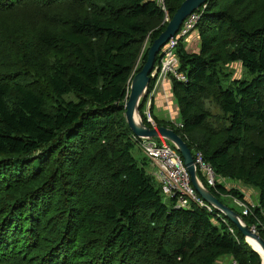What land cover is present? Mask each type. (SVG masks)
Masks as SVG:
<instances>
[{
	"label": "trees",
	"instance_id": "obj_1",
	"mask_svg": "<svg viewBox=\"0 0 264 264\" xmlns=\"http://www.w3.org/2000/svg\"><path fill=\"white\" fill-rule=\"evenodd\" d=\"M165 1L173 17L186 0ZM197 13L199 52L177 49L183 128L169 127L218 176L258 192L251 215L237 211L252 229L264 213V0H208ZM163 20L155 0H0V264H262L216 211L167 204L133 154L124 105ZM237 63L252 80L225 72ZM207 99L224 127L210 124Z\"/></svg>",
	"mask_w": 264,
	"mask_h": 264
},
{
	"label": "built area",
	"instance_id": "obj_2",
	"mask_svg": "<svg viewBox=\"0 0 264 264\" xmlns=\"http://www.w3.org/2000/svg\"><path fill=\"white\" fill-rule=\"evenodd\" d=\"M155 1L164 12L163 25H168L171 22L172 16L167 9L166 1ZM200 17L201 15L196 12L187 20H185L179 33L173 39H171L161 51V61L157 66H155L154 73L152 74V77L155 80V84L153 86V89L150 90L148 96V98L150 99V109L143 113V115L147 119V122L151 125V128L158 129L155 118L152 116L153 112L151 109L153 102L152 100L154 99V97L164 96L166 98L165 104L172 103V101L175 100L173 95L174 80L180 83L187 82L186 74L181 71V61L178 56L177 49L180 43L184 44L185 41H187V39H189L193 34H197L196 28ZM137 70L138 67L135 68L132 79L138 72ZM171 120V123L175 125V128H183L180 120ZM138 143L144 157L148 161H150L151 165L154 168L157 169L154 177L159 183L162 194L166 199H175V207L178 209H190L193 204H198L201 207L207 208V203L202 200V198L199 196L192 185L191 176L184 164V160L181 154L170 142L161 138L153 140L139 139ZM193 156L197 173L203 183L212 188H215L217 184L222 185V182L225 180V178L223 179L222 177L217 175L214 167L205 160L203 153L197 151ZM232 198L237 208H243L242 214L244 216L251 215L252 211L256 207H258V204H249L245 200L243 201L238 198ZM262 216L263 218L256 226L264 231V213L262 214ZM223 221L227 222L228 219L224 218ZM256 226H254L252 230L258 233V228H256ZM228 264L240 263L232 258L230 260V263Z\"/></svg>",
	"mask_w": 264,
	"mask_h": 264
},
{
	"label": "water",
	"instance_id": "obj_3",
	"mask_svg": "<svg viewBox=\"0 0 264 264\" xmlns=\"http://www.w3.org/2000/svg\"><path fill=\"white\" fill-rule=\"evenodd\" d=\"M207 2L208 0H186L183 2L172 17L171 22L166 26L165 31L153 41L148 50L145 64L141 71L131 80L130 94L124 105L126 110L125 117L130 130L138 139L153 140L162 138L170 142L181 154L191 176L192 185L202 200L233 223L242 233L247 243L249 238L255 240L264 253V239L247 227L243 222L242 216L221 202L199 178L194 156L183 138L170 128H151L145 123L141 113V105L147 100L152 80H154L152 74L157 63V57L161 56L163 47L179 33L185 20L202 9V7H205ZM255 252L261 256L262 264H264V257L259 252Z\"/></svg>",
	"mask_w": 264,
	"mask_h": 264
},
{
	"label": "rangeland",
	"instance_id": "obj_4",
	"mask_svg": "<svg viewBox=\"0 0 264 264\" xmlns=\"http://www.w3.org/2000/svg\"><path fill=\"white\" fill-rule=\"evenodd\" d=\"M172 20V19H171ZM167 26V25H166ZM185 47L191 51V52H195V53H198L199 52V45H200V42H199V37L197 34H193L189 39H187V41H185L184 43ZM151 47V44H149V38H147L143 44V47H142V50H141V55H140V66H143L144 64H142V60H143V57L144 55L147 53V51L150 49ZM139 67V62L137 63L136 67L137 68ZM142 69V67H141ZM139 71V69H138ZM225 72L226 73H231L232 74V77L233 79L235 80H245V81H250L252 80V76L251 74L245 70L243 68V66L240 64V63H237V64H231L230 66H227L225 68ZM29 73V72H28ZM138 73V72H137ZM136 73V74H137ZM224 84H226L228 81L227 79H224ZM25 81H27V83H30V84H33V83H37V79L31 75L30 73L27 74V76L25 77ZM163 97V96H162ZM160 96H157V98H162ZM73 98V97H72ZM171 98V97H170ZM149 98L145 101L144 105H143V113H145L148 109H150V104H149ZM160 100V99H158ZM166 103V102H165ZM204 106L207 110H209L212 115H213V118L211 119L210 121V124L211 125H214L216 127V129H220L222 127H224V121L222 120L221 118V112H220V109L219 107L216 105V103L212 100V99H207L204 101ZM164 108V109H163ZM153 110V107L151 108ZM178 108H177V104H176V101H172V103H168V104H165L164 106L161 105V108L158 109L157 113H158V118L156 117V112H154L152 114V116L156 119V123L158 125V123L160 122L161 126L160 127H166V128H170L169 126H175L174 124L171 123V119H173L174 121L175 120H180V117H179V113H178ZM161 113V114H159ZM166 117V118H165ZM165 118V119H164ZM165 120V121H164ZM159 128V127H158ZM171 129V128H170ZM140 150V151H139ZM134 156L139 159V160H142L141 158H143L142 156L143 153L141 151V149L139 148H136L135 151L133 152ZM147 170L149 172H151L153 169H151V163L149 161V163L147 164ZM154 171H157L156 168H154ZM224 179V178H223ZM155 181V184H157V181L156 179H154ZM222 185L228 189V190H232V189H235V190H238L240 191L243 195H244V198H245V201L248 202L249 204H258V199H259V196H258V192L255 190V189H252L248 186H245L243 185L242 183H236V182H233L232 180H229V179H225L223 182H222ZM207 187V186H206ZM255 192H257V194H255ZM228 197L227 199H225V197L222 199L224 204L227 205L228 207H230L231 209H235L234 211H239L241 212L243 210V208H237L236 205L234 204V201H233V198L232 197H229V196H226ZM255 199V200H254ZM167 204H171V200H168L167 199ZM207 208L210 210V211H216L214 208H212L211 206H209L207 204ZM217 212V211H216ZM219 216H222L223 218H225L224 215H222L221 213L217 212ZM238 213V212H237ZM229 227H230V232L234 234V229L230 226V221L228 220L226 222ZM251 229V228H250ZM233 231V232H232ZM249 244V243H248ZM260 256V255H259ZM263 256V255H262ZM230 258V257H228ZM261 258V256H260ZM232 258L229 259V261L226 262V264L230 263V260ZM235 259V258H234ZM236 260V259H235ZM261 262H262V258H261Z\"/></svg>",
	"mask_w": 264,
	"mask_h": 264
},
{
	"label": "crops",
	"instance_id": "obj_5",
	"mask_svg": "<svg viewBox=\"0 0 264 264\" xmlns=\"http://www.w3.org/2000/svg\"><path fill=\"white\" fill-rule=\"evenodd\" d=\"M198 35V34H197ZM162 97V96H160ZM160 99V100H158ZM154 102V108L152 110V112H156V117L158 118V109L161 108V105L164 106L165 105V102H166V98L163 96L162 98H157V97H154V99L152 100ZM164 109V108H163ZM161 114V113H159ZM166 118V117H165ZM164 118V119H165ZM159 119V118H158ZM165 121V120H164ZM140 149V148H139ZM140 151V150H139ZM143 158H145L144 156H142ZM151 169H153L151 172L148 171V173L153 177V179H156L154 177V175L156 174L157 171H154V167L151 165ZM157 187L161 188L159 183L157 182ZM255 194H257V192H255ZM228 197H225V199H227ZM255 200V199H254ZM230 258L226 257V258H223L222 261L219 263V264H226L227 261H229Z\"/></svg>",
	"mask_w": 264,
	"mask_h": 264
},
{
	"label": "bare ground",
	"instance_id": "obj_6",
	"mask_svg": "<svg viewBox=\"0 0 264 264\" xmlns=\"http://www.w3.org/2000/svg\"><path fill=\"white\" fill-rule=\"evenodd\" d=\"M193 153H194V152H193ZM248 243H249V245L251 246V248H252L253 250L259 252V253H260L261 255H263V257H264V253H263L261 247L257 244V242H256L255 240L249 238V239H248Z\"/></svg>",
	"mask_w": 264,
	"mask_h": 264
}]
</instances>
